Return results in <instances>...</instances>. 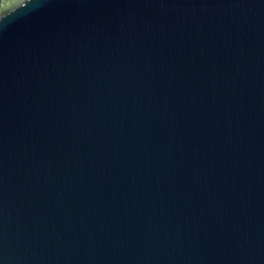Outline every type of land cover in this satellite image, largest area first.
Returning <instances> with one entry per match:
<instances>
[{"label":"water","instance_id":"95a60500","mask_svg":"<svg viewBox=\"0 0 264 264\" xmlns=\"http://www.w3.org/2000/svg\"><path fill=\"white\" fill-rule=\"evenodd\" d=\"M0 264H264V0L0 11Z\"/></svg>","mask_w":264,"mask_h":264},{"label":"flooded vegetation","instance_id":"af4514ba","mask_svg":"<svg viewBox=\"0 0 264 264\" xmlns=\"http://www.w3.org/2000/svg\"><path fill=\"white\" fill-rule=\"evenodd\" d=\"M15 0H0V11L6 9Z\"/></svg>","mask_w":264,"mask_h":264}]
</instances>
